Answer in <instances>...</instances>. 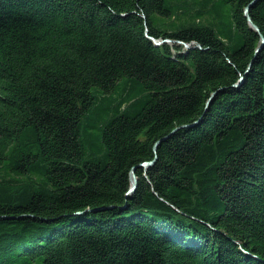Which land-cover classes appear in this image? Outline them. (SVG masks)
<instances>
[{"label": "trees", "instance_id": "obj_1", "mask_svg": "<svg viewBox=\"0 0 264 264\" xmlns=\"http://www.w3.org/2000/svg\"><path fill=\"white\" fill-rule=\"evenodd\" d=\"M251 2L0 0V264H264Z\"/></svg>", "mask_w": 264, "mask_h": 264}, {"label": "water", "instance_id": "obj_2", "mask_svg": "<svg viewBox=\"0 0 264 264\" xmlns=\"http://www.w3.org/2000/svg\"><path fill=\"white\" fill-rule=\"evenodd\" d=\"M256 1H257V0H253V2H251V3L249 4V6L252 5V3L256 2ZM249 6H246V7L244 8V15H245L246 18H247V21H248V24H249L250 28L253 29V30H255V31L261 36V41L264 42V37H263V35L260 33L259 27L253 22L251 16L249 15V12H248V10H249ZM152 40H153L155 43L158 44L157 40H155V39H153V38H152ZM180 43L185 44L186 47H189V46H190L189 44H187V43H185V42H181V41H180ZM259 49H260V46L257 47L256 52H258ZM241 80H242V79H241ZM213 95H214V94H213ZM163 139H164V138L159 139V140L153 145V152H154V153H156V151H157V147H158L159 143H160ZM154 160H155V159H153V160H149V161H144V162L140 163L138 166L148 167V166H150L151 164H153ZM138 166L133 167V168L131 169V171H130V187L128 188V190H127V192H126V196H127V197H129V196L135 191V189H136V187H137V184H138V177H137V175L135 174V169H136V167H138Z\"/></svg>", "mask_w": 264, "mask_h": 264}, {"label": "rangeland", "instance_id": "obj_3", "mask_svg": "<svg viewBox=\"0 0 264 264\" xmlns=\"http://www.w3.org/2000/svg\"><path fill=\"white\" fill-rule=\"evenodd\" d=\"M151 39H152V38H151ZM153 39H154V38H153ZM155 40H157V39H155ZM164 41H165V42H168V43L171 42V41H169L168 39H159V40H157L158 45H159V44H162V42H164ZM156 44H157V43H156ZM182 44H183V43H182ZM183 45L185 46V44H183ZM185 47H186V46H185Z\"/></svg>", "mask_w": 264, "mask_h": 264}]
</instances>
